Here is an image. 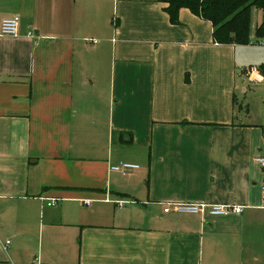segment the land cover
Returning a JSON list of instances; mask_svg holds the SVG:
<instances>
[{
	"label": "crops",
	"instance_id": "obj_1",
	"mask_svg": "<svg viewBox=\"0 0 264 264\" xmlns=\"http://www.w3.org/2000/svg\"><path fill=\"white\" fill-rule=\"evenodd\" d=\"M165 6L0 0V264H264V117L237 108L256 44Z\"/></svg>",
	"mask_w": 264,
	"mask_h": 264
},
{
	"label": "trees",
	"instance_id": "obj_2",
	"mask_svg": "<svg viewBox=\"0 0 264 264\" xmlns=\"http://www.w3.org/2000/svg\"><path fill=\"white\" fill-rule=\"evenodd\" d=\"M170 22H178L181 8H187L212 25V36L219 44H264V0H162ZM261 10V21L255 26V41L251 39V10ZM264 74V65L259 67ZM130 140H128L129 142Z\"/></svg>",
	"mask_w": 264,
	"mask_h": 264
},
{
	"label": "built area",
	"instance_id": "obj_3",
	"mask_svg": "<svg viewBox=\"0 0 264 264\" xmlns=\"http://www.w3.org/2000/svg\"><path fill=\"white\" fill-rule=\"evenodd\" d=\"M19 26H20V16L13 15L11 17L3 18L0 22V34L4 36H17L19 34ZM25 36L30 38L37 37L32 29H29ZM96 42V40H94ZM263 45V43H258ZM260 73L258 67H249L246 69V75L250 82H256L257 78L255 77ZM254 161L259 163L261 167L264 168V156H256L254 157ZM139 166L132 162L121 161L117 164L111 166V169L122 174H125L131 170L137 169ZM264 191V186L262 187ZM55 200L52 199L47 205L54 204ZM86 205H89L90 202L86 200L84 202ZM125 204L124 201H117V206H123ZM163 211L165 213L168 212H176V213H187V214H209L212 216L218 215H227L230 213L239 214L242 212V207L235 204H209V203H180V202H167L164 204ZM10 243V240H6L3 244V248L5 249L7 245Z\"/></svg>",
	"mask_w": 264,
	"mask_h": 264
},
{
	"label": "rangeland",
	"instance_id": "obj_4",
	"mask_svg": "<svg viewBox=\"0 0 264 264\" xmlns=\"http://www.w3.org/2000/svg\"><path fill=\"white\" fill-rule=\"evenodd\" d=\"M262 12L260 9L253 7L251 10V18H250V28H251V39L255 41L254 29L255 26L261 21ZM256 45H252V52H255L252 55L250 60H247L248 64L245 66L239 67L241 69L242 76L245 74L246 69L249 67H261L264 65V44L260 45L255 43ZM246 75V74H245ZM264 75V74H263ZM241 80L243 81V85L238 90V101L237 108L242 106L243 110H246L247 113H251L253 117H264V85L258 86H247L246 78ZM263 86V87H261Z\"/></svg>",
	"mask_w": 264,
	"mask_h": 264
}]
</instances>
